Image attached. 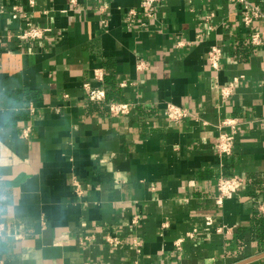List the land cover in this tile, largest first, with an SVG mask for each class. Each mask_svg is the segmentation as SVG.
Segmentation results:
<instances>
[{
  "label": "crops",
  "instance_id": "0c3cea01",
  "mask_svg": "<svg viewBox=\"0 0 264 264\" xmlns=\"http://www.w3.org/2000/svg\"><path fill=\"white\" fill-rule=\"evenodd\" d=\"M139 4L0 0V264H236L264 253V17L247 26L230 0H161L154 15ZM29 23L52 30L24 39ZM215 45L219 70L207 60ZM97 69L114 75L120 100L106 101ZM88 84L105 99L89 100ZM23 92L36 100L23 105ZM169 103L185 120L165 117ZM226 117L239 125L221 157ZM235 175L243 185L218 206L219 179Z\"/></svg>",
  "mask_w": 264,
  "mask_h": 264
},
{
  "label": "built area",
  "instance_id": "2783aa9c",
  "mask_svg": "<svg viewBox=\"0 0 264 264\" xmlns=\"http://www.w3.org/2000/svg\"><path fill=\"white\" fill-rule=\"evenodd\" d=\"M234 3H242L243 4V22L247 26H253V23L256 19L264 17V11L260 8V6H254L249 4L246 0H230ZM75 3V0H72ZM161 0H140L139 8H141L142 12H147L150 15H154L157 10L160 8ZM15 11H18V7H15ZM138 12L135 9H132L128 13V20L132 21L134 16L137 15ZM17 16V14H16ZM52 29L47 27H42L39 25H34L33 23H29L27 25V30L21 35L24 39H45L48 37V34ZM250 41L254 45L258 46L262 42V35L259 31L255 29L251 31ZM221 57H222V47L217 45L213 46L207 56V60L209 64L214 68L219 70L221 67ZM95 80L99 82H104V71L102 69H97L95 71ZM237 83L236 79L233 81L228 87L235 86ZM88 88V99L89 100H103L105 99V89L104 87H92L89 84ZM224 91V95L230 94V92ZM129 105L126 103H112L111 111L114 114H124L128 112ZM189 115V110L187 108H182L174 103H169L166 111L165 117L171 122L179 123L185 120V118ZM238 119L233 117H226L222 120L219 125V138L214 146L216 153L218 156L227 157L233 153V150L237 141V133H238ZM29 130H24V136L28 135ZM243 185V180L238 175L235 176H224L219 179L217 184V196L215 198V202L218 206L222 207L225 201L229 198H232L237 194L238 189ZM90 185H88L89 187ZM87 185H83L78 180L75 181V192L77 195L82 196L86 192ZM207 224L212 225L213 220L211 217H208L206 220ZM197 229H194L196 231ZM222 227H218L217 231L223 232ZM110 243L115 242L114 238H108ZM138 247L141 246L140 242H136Z\"/></svg>",
  "mask_w": 264,
  "mask_h": 264
},
{
  "label": "trees",
  "instance_id": "16d2710c",
  "mask_svg": "<svg viewBox=\"0 0 264 264\" xmlns=\"http://www.w3.org/2000/svg\"><path fill=\"white\" fill-rule=\"evenodd\" d=\"M104 84L106 85V90H107V96H106V101L113 102V101H118L120 100V88L118 85L115 83L114 75L112 73H109L108 75H105L104 78ZM37 98V94L34 93H20V103L27 104L28 100L30 99H35ZM22 117H25L23 115ZM256 231V237L258 240H260L262 243L264 242V220L261 218H258L257 221V227L255 229Z\"/></svg>",
  "mask_w": 264,
  "mask_h": 264
},
{
  "label": "water",
  "instance_id": "95a60500",
  "mask_svg": "<svg viewBox=\"0 0 264 264\" xmlns=\"http://www.w3.org/2000/svg\"><path fill=\"white\" fill-rule=\"evenodd\" d=\"M263 256H264V253L259 255V256H256V257L246 258L245 260L240 261V262H238L236 264H245V263L250 262L252 260H255V259H258V258H262Z\"/></svg>",
  "mask_w": 264,
  "mask_h": 264
}]
</instances>
